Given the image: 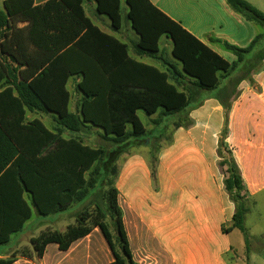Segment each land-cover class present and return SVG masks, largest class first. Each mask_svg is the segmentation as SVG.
<instances>
[{
    "label": "trees",
    "instance_id": "trees-1",
    "mask_svg": "<svg viewBox=\"0 0 264 264\" xmlns=\"http://www.w3.org/2000/svg\"><path fill=\"white\" fill-rule=\"evenodd\" d=\"M97 13L105 15L115 31L124 23L121 0H95ZM247 20L264 29V13L245 0H227ZM126 19L139 36L134 45L141 58L162 62L166 71L131 58L129 47L107 34L87 16L84 0H51L35 6L34 0H6L0 11V246L23 231L35 207L41 216L87 206L104 192L105 209L95 203L76 216L63 232L49 230L31 240L27 252L42 257L50 244L66 252L98 228L111 249V264H136L132 260L115 187L120 158L144 142L148 132L138 116L159 115L155 125L191 127L190 112L202 106L207 92L219 89L216 98L225 109V126L217 154L224 186L235 205L232 229H238L248 245L245 218L248 191L232 152L226 146L229 113L239 96V85L255 87L254 75L264 64V32L246 49L228 43L236 61L230 64L150 0H125ZM21 26L22 24H27ZM163 37L172 41L174 63L161 53ZM82 76L77 112L70 110L71 76ZM31 113L52 115V128ZM164 125V126H165ZM100 129L108 143L96 148L84 144L81 135ZM68 135L70 137H66ZM227 150L229 157H224ZM158 157L149 155L153 181H157ZM110 178L111 179L110 181ZM92 209V210H91ZM115 219L116 234L107 223ZM229 231V230H226ZM17 254L0 258L13 264Z\"/></svg>",
    "mask_w": 264,
    "mask_h": 264
},
{
    "label": "crops",
    "instance_id": "crops-1",
    "mask_svg": "<svg viewBox=\"0 0 264 264\" xmlns=\"http://www.w3.org/2000/svg\"><path fill=\"white\" fill-rule=\"evenodd\" d=\"M4 1L6 0H0V11L4 10ZM49 1L51 0H34V3L35 6H42ZM150 1L230 64H233L237 58L225 47V44L246 49L262 32L258 24L235 12L228 5L227 0ZM245 1L264 13V0ZM121 3L125 19L127 6L125 0H121ZM83 6L87 16L91 19V14L94 15L100 23L99 26L91 19L95 25L102 30L106 27L104 32L128 45L131 58L166 71L162 62L136 55L134 45L139 42V36L131 28L130 23L129 25L123 23L122 28L117 30L121 33L119 38L110 31L111 22L97 13L95 0H84ZM130 30L135 34L132 43L127 42L132 37ZM160 47V54H163L164 59L174 63L172 41L163 37ZM253 77L261 89L260 93L249 94L250 84L247 81L242 82L238 87L240 96L233 101L228 122V140L232 141L235 147L234 158L241 169L248 191L247 216L251 217L249 229L245 226L248 248L244 237H241L243 233L238 229L230 230L235 205L225 190L224 177L218 167L217 150L226 117L225 109L216 95L219 89L227 86L228 80H226L219 89L207 92L202 106L190 112L189 116L194 124L189 128L175 127V119H172L168 125L164 126L163 123L158 125L160 132L158 135L157 130L150 126L155 125L153 121L158 120L159 115L148 116L151 125L148 127L144 125L149 140L147 142V139H144L145 148L140 149L139 145L130 148L120 161L115 187L118 191V204L122 210V221L134 263H264V227L262 230L255 228L258 224L264 225V79L262 78L264 64ZM80 83H82L80 75L71 76L67 82L71 92L70 110L74 113L79 110L82 100V95L77 90ZM45 116L53 119L51 114L46 113L28 112L26 115L28 120L35 118L43 120ZM93 131L98 130L94 128L86 134H93ZM165 136H168L167 140L161 142ZM151 152H155L159 160L156 182L153 181L149 167ZM83 206L78 205L67 214V216L73 215L74 223L77 211ZM31 207L33 210V206ZM254 213L261 215L256 223L252 218ZM73 222L67 224L66 229L74 224ZM26 225L20 232L23 238L17 242L14 251L19 250L21 246L29 245L30 250L32 249L31 240L37 236L32 235L31 232L24 234ZM28 235L30 237L27 239ZM25 239L27 244L23 243ZM5 255L7 253H0V258L6 257ZM33 257L22 256L21 260L26 264L114 262L113 253L98 228L87 237L75 242L66 252L60 251L58 245L50 244L41 258L36 255ZM245 258L248 262H244ZM19 259L20 257H16L13 264H18Z\"/></svg>",
    "mask_w": 264,
    "mask_h": 264
},
{
    "label": "rangeland",
    "instance_id": "rangeland-1",
    "mask_svg": "<svg viewBox=\"0 0 264 264\" xmlns=\"http://www.w3.org/2000/svg\"><path fill=\"white\" fill-rule=\"evenodd\" d=\"M126 5V4H125ZM125 10H126V6H125ZM104 17V19H106L109 23V19L107 16L105 15H102ZM91 19L93 20V22H95V24H98L100 26V23L97 22V19L94 17V15L91 14ZM128 20H126V18L124 19V24L125 25H129L128 24ZM110 25V24H109ZM111 27V26H110ZM104 29L106 30V27H104ZM103 29V30H104ZM109 31V29H107ZM260 30L262 32H264V29L263 28H260ZM110 31L117 37L121 38L120 37V32L118 31H115L114 29L110 28ZM132 31V37L129 39V41L127 42H130L132 43L133 42V39H134V32L133 30H130ZM132 40V42H131ZM131 48H132V45H130ZM264 79V77H262ZM249 84V83H248ZM250 86V92L249 94L251 95H255V94H259L261 89L259 88L258 84L255 85V87ZM219 93V92H218ZM240 93V92H239ZM240 96V94H239ZM238 96V97H239ZM139 116H140V119L141 121L144 123V125L146 127H148V125H151L150 123V119L149 117L142 111L139 112ZM49 128H52V120H51V117H47L45 116V118H43L42 120ZM164 125L166 124V122L163 123ZM151 128H155L157 130L156 133H158V135H160V132H159V127L158 125H151L150 126ZM228 128H229V124H228ZM98 131H100V129H96ZM95 132L93 131V134H83L81 135V138L84 142V144L88 145V146H91L93 148H96V147H99V146H103V145H106L108 146V143L105 142L104 140H102V138L100 137L99 133L101 132ZM66 137H70L68 135H65ZM229 136V135H228ZM167 137L168 136H165L162 138L161 142H165V140H167ZM229 137L226 139V146L228 147L227 149L230 150L232 152V155L234 156V151H235V147L233 146V143L232 141L228 140ZM220 140V139H219ZM149 140L147 139V142ZM140 149H144V142H142L140 145ZM145 151V150H144ZM128 152V151H127ZM127 154V153H126ZM125 155H123L120 160L118 161L117 163V166L119 168V164L121 163L120 161L123 160ZM219 157V156H218ZM224 157H229V154L227 152V150L224 151ZM219 162H220V159L218 161V167H219V170L222 174V169L220 168L219 166ZM224 177V176H223ZM111 179L113 178H110V181ZM111 187L112 185L110 184L109 186H106L103 190L102 193L98 194L96 197H93L90 199L89 203L87 204V206H83L82 208H80L78 211H77V215L82 212L83 210H85V207H93V205L95 203L99 204V205H102L103 208H107L108 207V201L107 199L105 198V196H103V193L104 192H107V191H110L111 190ZM234 204V203H233ZM249 204V203H248ZM76 208V206H72L67 212H63V213H59V214H54V215H50V216H41L39 215L37 209L35 207H33V218L31 221H29L26 225V230L24 231V234H27L28 232H31L32 235L34 236H38L39 234H41L42 232L44 231H53V230H58V231H61L63 232L65 229H66V225L67 224H71V222H73V215L71 216H67V214H69L70 212H72L74 209ZM92 210V209H91ZM253 218V221L254 223L258 222L261 218V215L259 213H254V215L252 216ZM76 220V218H75ZM250 220H251V217L247 216V220H245V226L249 229V225H250ZM74 223V222H73ZM107 223L110 225V228L111 230H113L116 234V228H115V224H116V221L115 219L111 218V217H108L107 218ZM264 227L263 224H258L255 228H257V230H262ZM41 232V233H40ZM30 236L28 235L27 236V239L29 238ZM242 238L244 237V235L241 236ZM23 238V234L19 233V234H15L11 237V240H10V243L8 245H4V246H0V253H3V254H6L5 256H10L12 255L13 253H16L17 254V257H20V262L18 264H26L24 261H22L21 259V253L25 250V251H29L30 250V245L29 246H21L19 248V250H16L14 251L15 247L17 246V242L20 241V239ZM27 239H25L23 241L24 244H27ZM245 240V237L243 238ZM243 240V241H244ZM245 245L246 247L248 248V245L245 241ZM29 255H31V257H35V254L34 253H29L27 252ZM33 257V258H34ZM248 262V259L245 258L244 259V262ZM264 264V263H263Z\"/></svg>",
    "mask_w": 264,
    "mask_h": 264
}]
</instances>
